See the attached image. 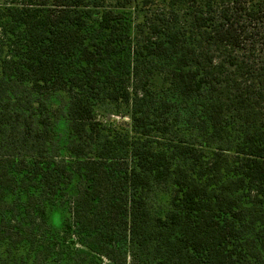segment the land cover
<instances>
[{
    "label": "trees",
    "instance_id": "trees-1",
    "mask_svg": "<svg viewBox=\"0 0 264 264\" xmlns=\"http://www.w3.org/2000/svg\"><path fill=\"white\" fill-rule=\"evenodd\" d=\"M129 258L264 264V0H0V264Z\"/></svg>",
    "mask_w": 264,
    "mask_h": 264
},
{
    "label": "rangeland",
    "instance_id": "rangeland-1",
    "mask_svg": "<svg viewBox=\"0 0 264 264\" xmlns=\"http://www.w3.org/2000/svg\"><path fill=\"white\" fill-rule=\"evenodd\" d=\"M138 16L141 17L142 14L138 13ZM156 81L159 84L158 87H161L163 83L160 77H157ZM98 113H99L98 115L99 119L103 121H108V122L115 121L116 123L119 122L123 124H129L130 122L129 116L126 114V111L124 110H121V112L118 114V113L109 111L107 108H105V109L99 110ZM71 192H73L72 189H71ZM49 211H50L51 224L53 225V227L60 229L62 227L63 222L65 221V218L68 216L66 202H59L56 205L50 206ZM128 264H138V263H134L133 260L129 258Z\"/></svg>",
    "mask_w": 264,
    "mask_h": 264
}]
</instances>
